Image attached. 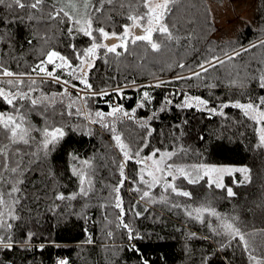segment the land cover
Instances as JSON below:
<instances>
[{"label":"trees","instance_id":"1","mask_svg":"<svg viewBox=\"0 0 264 264\" xmlns=\"http://www.w3.org/2000/svg\"><path fill=\"white\" fill-rule=\"evenodd\" d=\"M23 2L29 6L9 10L0 5V64L14 73H30L50 50L69 57L73 64L78 63L69 45L83 50L91 40L80 33L70 37L71 22L62 14L58 20L48 18L56 0H46L42 11L30 8L33 0ZM209 2L221 4V0H180L168 19L170 25H176L174 31L180 39L158 53L143 44L129 45L130 53L118 58L110 55L105 62L101 49L88 80L95 92L103 90L109 95L86 94L89 97L86 108L92 114L107 113L109 105H120L129 113L136 109L134 119L116 121L115 127L133 151L143 147L146 138L148 146L143 148V158L159 149L176 153L168 160L175 165H197L204 161L213 165H243L249 171V181L243 183L238 176H227L221 189L215 185L210 188L205 177L197 184H189L180 177L175 183L191 192L189 199L175 196L170 189L165 192L163 184L148 189L139 182L143 164L129 160L125 164L129 182L125 181L117 193L114 188L121 179V163L120 155L109 143L113 140L110 128L92 123L94 118L89 120L91 124L86 123L79 106L67 112L65 97L57 96L55 101L35 107L30 100L21 101L17 106L35 130L30 132L29 145L21 143L10 149H21L27 170L20 177L23 180L18 185L20 192L15 194L19 203L8 201L16 218L12 219L7 208L0 206V211L5 212L4 220L12 224L11 229L0 230V235H10L14 243L11 249H0V264H57L61 259L67 264H141L139 254L131 250L133 245L150 264H254L242 243L219 228L220 219L207 212L200 219L195 218L193 210L201 205H210L244 233H254L246 238L257 249V258H264V146H258L262 124L231 106L236 102H258V97L264 96V89L259 86L264 74V46L259 43L264 40V0L255 1L254 23L247 24L225 42L215 39L219 29L212 20ZM111 7L105 5V11L93 26L120 33L122 25L129 23L127 7L123 15L119 5L115 11H110ZM108 15L111 20L105 24ZM154 37L160 38L156 33ZM252 44L257 46L251 47ZM234 51L240 55H234ZM214 56L224 63H216L208 72H202L199 64ZM180 63L186 67L181 69ZM195 72H200V77L194 76ZM178 75L186 78L176 79ZM20 77L24 80L20 89L29 91L28 76ZM62 78L70 80L67 76ZM36 81V90L30 93L33 98L50 97L65 90L63 85L52 81ZM161 81L164 83L156 87ZM71 83L83 87L75 81ZM3 87L9 89L7 83ZM117 87L123 89L120 96L115 93ZM144 92L149 93V99L143 101L144 107H137ZM185 96L198 97L207 104L197 105L192 100L191 107H177ZM166 99L172 104H167ZM224 104L228 106L222 107ZM11 111V106L0 98V113ZM138 121L145 122L147 128ZM45 127L64 131L63 138L47 155L42 147L41 130ZM148 129L151 136H147ZM82 176L83 187L91 189L87 196L80 191ZM134 180L136 187H143L141 190H133ZM228 187L234 196L227 195ZM10 188L6 184L2 190ZM145 190L150 191V197L141 199ZM60 194L66 199H56ZM73 195L75 199H67ZM117 195L125 212L123 222L138 238L129 240L128 229L117 226L120 224V209L115 207ZM162 195L169 202L162 201ZM172 202H180L181 207H172ZM136 212L140 215L136 216ZM188 212H192L191 217Z\"/></svg>","mask_w":264,"mask_h":264},{"label":"snow or ice","instance_id":"2","mask_svg":"<svg viewBox=\"0 0 264 264\" xmlns=\"http://www.w3.org/2000/svg\"><path fill=\"white\" fill-rule=\"evenodd\" d=\"M180 0H56V3L52 5V9L48 13V18L51 20L61 19V14L63 18H66L67 21L71 22V27L68 28V35L70 37H74L77 33H82L84 36L88 37L91 40V43L88 47L83 50H77L74 44L69 45L72 48V51L76 55V59L79 61L78 64H73L69 57L61 54L56 50H50L47 52L44 59H42L35 67L31 69L30 73H14L9 68L0 64V77H20V76H28L29 91H22L20 89V85L24 84V80L16 79V80H7L4 81L0 79V98L3 99L8 105L11 106L12 111L6 113H0V206H4L7 208V215H9L12 219H15V215L12 211V208L8 206V201L11 200L13 204L19 203V200L16 193L20 192L19 184L23 183V180L20 177L27 170L26 165H24L23 153L21 149L16 148L15 151H10L12 146L18 144L29 145L32 137L30 136V132L35 129L32 128L30 124L26 126V118L24 113L21 110V107H18V103L21 101L30 100L31 105L33 107L37 106L44 101H49L50 103L55 101L57 96L60 98L69 96L67 92V87L61 93H54L51 97L41 96L39 98H33L30 93L35 91V85L37 81L35 79H31V74L36 73L44 74L45 76L52 79L55 83H63L64 85H70L73 88H76V84H72L70 80H61V77L56 74V71L59 70H68V75L75 80L79 81V84L84 86V91L91 93L92 96H107L109 93L107 91L101 90L99 93L95 92L92 88V85L89 83L88 76L89 71L94 67L93 61L98 57V53L101 49H103V56L106 58L105 62H107V57L110 55L115 57H120L126 53H130L129 45L137 46L138 44H143V46L147 49L150 48L152 52L158 53L164 47L169 46L171 42H178L180 37L176 34V25L169 24L168 19L171 14L175 11V6L179 4ZM46 3V0H33L30 4V8L42 11V6ZM63 4V6L57 7V4ZM99 5L98 7L96 5ZM0 5L5 6L7 9L12 10L14 7H19L20 9L25 8L26 5L23 0H0ZM105 5L112 6L110 11L116 10V5H119V9L121 14H124V9L127 7L128 15L127 20L129 23L122 25L123 31L117 33L116 31L109 32L106 30V27H94V21H98L100 19L99 14L105 11ZM30 19L35 18L34 16H30ZM109 20H111V16H105L104 23L106 24ZM63 22V20H62ZM154 33L158 34L159 39L154 37ZM260 46H264V40H261ZM256 44H252L251 47H256ZM242 51H248V49H242ZM227 55V53H225ZM234 55L239 56L240 52L234 51ZM231 59V57H229ZM59 61V62H57ZM215 62V63H214ZM223 64L224 61L219 57H212L211 59H206L202 63L199 64V67L202 72H208L209 67H215V64ZM47 65H53V69L49 71L47 69ZM208 65V67H205ZM181 69L185 68L186 65L183 63L179 64ZM194 76L200 77V72L193 73ZM186 77L177 76L176 79H185ZM44 81H41L43 83ZM7 83L9 85V89L6 91L3 87V84ZM134 84L135 81H132ZM164 82L161 81L156 85L159 87ZM261 89H264V74L260 76V84ZM13 89H16L13 91ZM115 93L117 96L123 94V89L117 87L115 89ZM78 100L84 101L85 106L87 105V100L89 97L87 96H78ZM149 99V93L144 92L143 97L141 98V102L138 103L137 107H144L143 101ZM195 100L197 105H206L207 101H204L198 97H188L185 96V99L179 105H176L179 108L191 107V101ZM76 103L75 100H72L69 103V107L74 106ZM167 104H172L171 100L166 99ZM228 105L224 104L222 107H227ZM231 106L241 109L244 112L245 116L250 117L252 120L256 121L258 124H262L259 128L260 132V145L264 146V96L258 97L257 101H251L248 103H240L236 102ZM110 111L104 113L102 111L95 112V118L92 120V123H99L101 127L105 129H111L113 132V140L116 143V146L120 149L123 154L124 162L119 165L120 176L121 179L119 181V186L114 188V191L119 193L120 187L123 186L125 181L128 179L125 176L124 168L125 164L129 160H134L137 164H143L144 167L140 169L139 182L146 185L148 189L153 188L157 184L163 182L165 192L169 189L172 194L178 197L192 198V194L190 191L184 190V188L180 185H177L175 181L180 177H183L187 180L189 184H197L199 183L205 176L208 177L207 184L211 188L215 185L216 188H224L225 185L220 182V179L214 178L213 174L216 176H220L224 173L231 174L233 172H241L247 173L246 168H216L209 167L204 164L201 165H192L190 167H182L177 166L175 164H167L165 163L166 159H170L176 153L174 152H160L159 149L153 150V152L147 156L146 158L141 157V153L143 152V148L147 147V140L143 142V147L139 150L133 151L131 146L125 144L122 141L121 135L117 134V130L115 127L116 121H123L125 119H134V113L136 109L132 110V113H129L123 109L120 105H109ZM212 112H215V109H211ZM80 112V109L77 108V113ZM155 115V114H154ZM111 118V121L109 120ZM91 119V116H90ZM152 119V117H149ZM140 126L143 128H147V124L143 121H138ZM42 131L43 140L42 147L45 150V155L47 152L54 148L55 145L59 142L61 138L64 136V131L59 127H45ZM151 129L147 130V136H151ZM3 140H7L8 143H3ZM157 153H159V158L157 159ZM33 155H35L33 153ZM19 157V158H17ZM148 161L152 162L154 166L153 170L147 171V176L150 179H145V172L148 169ZM85 165H88V161L82 162ZM171 176V182L167 181V177ZM247 179V176L245 177ZM134 184L137 181H132ZM85 180L83 176L81 177V194L87 196L88 192L91 190L89 188H84L83 184ZM89 185H91V181H88ZM6 184H10L11 188L9 191H3V187ZM138 191L139 189H134ZM227 195L232 197L235 195L231 187L227 189ZM150 197V191L145 190L141 196V199ZM56 199L64 200L66 197L63 194L57 195ZM67 199H75V195L71 197H67ZM115 207L120 209V224L118 227H123L128 229V238L129 240L138 238L133 230L129 227L128 224L123 222V215L125 214L124 209L122 207L121 199L119 195L116 196ZM161 200L164 202H169L168 197L162 195ZM135 207V206H134ZM172 207L180 208V202H172ZM197 215L196 219L201 218V214L207 212L213 217H217L220 219L221 223L219 228L223 230V233L232 239H238L240 243H242L245 251L248 252L249 261L254 262V264H264V258L258 259L255 255L257 251L254 248L250 241L246 238V236L254 235V233H244L239 227L235 226L233 223L228 222L227 218L220 217L216 210L210 205H201L198 208L193 210ZM4 211H0V230L11 229L12 224L7 223L4 220ZM136 216H139L140 213L136 212ZM188 215L191 217L192 212H188ZM235 220V217H233ZM211 227V225H210ZM216 232L217 235L220 234V231L217 228L212 229ZM31 235L29 234V239H31ZM111 235V233H109ZM14 247V243L12 241V237L10 235H0V249H11ZM221 247H225V245H221ZM133 251H136L139 254V259L141 264H150L149 260L143 256L142 253H139V250L132 246ZM264 255V254H262ZM57 264H67V261L61 259L57 262Z\"/></svg>","mask_w":264,"mask_h":264},{"label":"rangeland","instance_id":"3","mask_svg":"<svg viewBox=\"0 0 264 264\" xmlns=\"http://www.w3.org/2000/svg\"><path fill=\"white\" fill-rule=\"evenodd\" d=\"M256 0H221V4H217V3H210V9H211V14H212V20L214 21V23L217 25L219 31L216 33L215 35V39H217L218 41H229L231 39H233V37L236 35L237 32H239L243 27H245L247 24H253L254 23V12H255V8H256V4H255ZM59 6H63V4H59ZM82 34V33H80ZM83 35V34H82ZM59 62V61H57ZM79 63V61H78ZM76 63V64H78ZM75 65V64H74ZM47 69L49 71H51L53 69V65H47ZM58 73V75L61 77V80H65V78H62V76H67L69 77V79L73 82H77L79 84L78 80L72 79L69 75H68V70L64 69V70H57L56 71ZM3 79H10V77H0ZM22 79V77H17V79ZM27 79H29V77H26ZM15 79V78H13ZM31 79H35V80H43V81H52L51 78L45 76L44 74H39L37 75L36 73H33V75H31ZM53 82V81H52ZM57 84H61L64 86V88L67 87V92L69 93V96L65 97V108H67V112H71V107H69V103L72 100H75L76 103L74 105V107L79 106L81 109V113H82V117L84 118L85 122H89L90 120V116L91 118H95V113L92 114L91 112L88 111V109L85 106V102L84 101H80L77 99L78 96H85L86 94H91L89 92L84 91V86L83 87H76L73 88L70 85L66 86L63 83H57ZM154 82H148V85H153ZM99 92V91H97ZM51 97V96H50ZM58 99V97L56 98ZM55 99V100H56ZM44 102H48V101H44ZM73 107V106H72ZM73 110V109H72ZM90 123V122H89ZM27 122H26V126H27ZM91 124V123H90ZM259 136H260V132H259ZM110 146L113 149V151L117 154L120 155L119 161L120 163L124 162V157L123 154L120 153V149L116 146L115 141L113 142V140H110ZM159 158V155L157 156V159ZM169 159L165 160V163H168ZM204 164L206 166L209 167H216V168H246L243 165H213V164H209L207 162H201L197 165H201ZM177 166H182V167H190L192 165H177ZM144 167V165H143ZM154 166L152 165L151 161H148V169L145 172V179H150V177L147 176V171L153 170ZM125 172L127 171L126 166L124 168ZM248 170V169H247ZM140 172V170H139ZM140 174V173H139ZM125 175L127 176V172L125 173ZM214 178H218L220 179V182L224 184V179L227 176H232V177H239L240 182L246 183L249 181V171H247V173H241V172H233L231 174L228 173H224L220 176H216V174H213ZM247 176V179H245V177ZM128 177V176H127ZM205 178L208 177L205 176ZM167 181L171 182V176H168ZM238 180V181H239ZM129 179L126 180V183L128 184ZM160 184H163V182H161ZM164 185V184H163ZM131 187H132V183H131ZM138 189L141 190L143 187L137 185ZM136 184H134V189H137ZM130 190V187L128 188Z\"/></svg>","mask_w":264,"mask_h":264}]
</instances>
